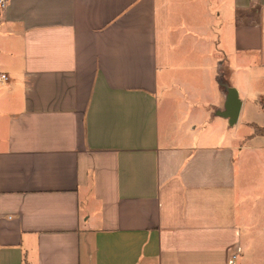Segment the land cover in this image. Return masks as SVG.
Wrapping results in <instances>:
<instances>
[{
	"label": "crops",
	"instance_id": "1",
	"mask_svg": "<svg viewBox=\"0 0 264 264\" xmlns=\"http://www.w3.org/2000/svg\"><path fill=\"white\" fill-rule=\"evenodd\" d=\"M0 74V264H264V0H7Z\"/></svg>",
	"mask_w": 264,
	"mask_h": 264
},
{
	"label": "water",
	"instance_id": "2",
	"mask_svg": "<svg viewBox=\"0 0 264 264\" xmlns=\"http://www.w3.org/2000/svg\"><path fill=\"white\" fill-rule=\"evenodd\" d=\"M227 98L225 102V111L221 112L219 115L223 118L229 120L231 126L237 123L239 113H240V101L239 95L235 88L226 87Z\"/></svg>",
	"mask_w": 264,
	"mask_h": 264
},
{
	"label": "built area",
	"instance_id": "3",
	"mask_svg": "<svg viewBox=\"0 0 264 264\" xmlns=\"http://www.w3.org/2000/svg\"><path fill=\"white\" fill-rule=\"evenodd\" d=\"M7 0H0V9H4L6 7ZM9 81V77L6 74H0V84ZM237 255H232L229 259V264H236Z\"/></svg>",
	"mask_w": 264,
	"mask_h": 264
},
{
	"label": "trees",
	"instance_id": "4",
	"mask_svg": "<svg viewBox=\"0 0 264 264\" xmlns=\"http://www.w3.org/2000/svg\"><path fill=\"white\" fill-rule=\"evenodd\" d=\"M261 131V130H260ZM262 133V132H261Z\"/></svg>",
	"mask_w": 264,
	"mask_h": 264
}]
</instances>
